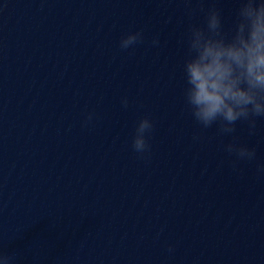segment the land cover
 I'll return each mask as SVG.
<instances>
[{
    "label": "clouds",
    "instance_id": "clouds-1",
    "mask_svg": "<svg viewBox=\"0 0 264 264\" xmlns=\"http://www.w3.org/2000/svg\"><path fill=\"white\" fill-rule=\"evenodd\" d=\"M203 21L189 24L182 41L185 53L182 62V90L185 108L203 129L214 125L218 133L231 137L223 148L234 157L235 168L240 162L256 160L255 148L239 141L235 135L238 123L247 125L249 135L257 127V119L264 118V0H237L235 20L225 29L219 0H210ZM145 42L142 30L129 31L121 36V51L134 49ZM159 47L158 35L151 39ZM124 108L128 98L122 97ZM89 113L85 125L93 120ZM154 122L148 116L135 126L131 146L140 158L151 152L149 137ZM264 171V167L260 169ZM168 251H174L169 246ZM15 256L0 250V264H14Z\"/></svg>",
    "mask_w": 264,
    "mask_h": 264
}]
</instances>
